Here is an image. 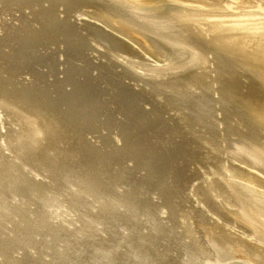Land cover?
Listing matches in <instances>:
<instances>
[{
    "label": "bare ground",
    "instance_id": "6f19581e",
    "mask_svg": "<svg viewBox=\"0 0 264 264\" xmlns=\"http://www.w3.org/2000/svg\"><path fill=\"white\" fill-rule=\"evenodd\" d=\"M0 264H264V7L0 0Z\"/></svg>",
    "mask_w": 264,
    "mask_h": 264
},
{
    "label": "rangeland",
    "instance_id": "374dc122",
    "mask_svg": "<svg viewBox=\"0 0 264 264\" xmlns=\"http://www.w3.org/2000/svg\"><path fill=\"white\" fill-rule=\"evenodd\" d=\"M256 1H258V2L260 3V5H262V7H264V0H256ZM168 9H169V8H168ZM171 9H172V8H170L169 10H171ZM165 10H167V7H166ZM74 15H75V16H74V19H75V21H76V23H77V26H78V27H81V25H82V24H81V23H82V16L80 15V13H74ZM111 19H112L113 21H112ZM111 19H110V22H111L112 24H111V23H110V24H111L112 26H114L115 30H116V29H119V30H120V29H122V30L124 29V28H123V27H124L123 24H121V23H120V24L117 23V22H120V20H119L118 18L114 17V18H111ZM115 20H116V22H115ZM116 23H117V24H116ZM116 25H118V26L115 27ZM119 27H122V28H119ZM114 28H111V27H110V29H111L112 31H113ZM116 31H117V30H116ZM113 32H114V31H113ZM124 38H125V37H121L122 41H125L126 44L128 43L129 45H131V43H129L130 41H129L128 39H126V38L124 39ZM181 40H182V39H181ZM128 41H129V42H128ZM135 48H136V47L133 46L132 50H133L134 52L137 51L136 54L133 53V51H131V50L129 49V50H130L129 52H132V53H133V54H132V53H130V54H132L133 56H137V57H140V58H141L142 55H141V54H140V55L137 54V53H138V49L136 48V49H137V50H136ZM134 49H135V50H134ZM126 50H127V49H126ZM156 50H157V49H156ZM127 51H128V50H127ZM158 51H159V50H158ZM168 51H169V50H168ZM177 53H178V52H177ZM177 53H175V54H177ZM182 53H183V52H181V53L179 52V54H182ZM177 55H178V54H177ZM177 55H171L170 58H171V57H174V58H176V60H178ZM182 55H184V54H182ZM179 56H180V55H179ZM185 56H186V54H185ZM174 58H171V60H173ZM180 58H181V56H180ZM180 58H179V60H180ZM143 60H146V59L143 58ZM174 60H175V59H174ZM210 64H211V63H210ZM210 64H208V65H210ZM208 67H209V69H207V72H209L208 70H213V69H212V68H213V65H212V64H211L210 66H208ZM210 67H212V68H210ZM160 69H161V68H159V70H160ZM207 72H206V74H207ZM151 73H153V71H151ZM208 75H210V77H213V76H214L213 73L208 74ZM249 93H250V92H249ZM250 94H251V93H250ZM182 139H183V138H182ZM240 177H245V176H244V175L241 176V173H240ZM194 180H195V179H194ZM194 180L192 179L191 182H189L188 185L190 186L191 184H193V183H194ZM250 180H251V179H250ZM250 180H248V181H250ZM251 181H252V180H251ZM251 181H250V182H251ZM250 182H249V183H250ZM252 183H254V182H251L250 184H252ZM255 183H256V182H255ZM252 188H253V186H252ZM251 195L254 196L255 194L252 193ZM257 196H258V195L256 194V198H258ZM258 200H259V199H258ZM260 200H261V199H260ZM262 200H263V199H262ZM21 201H23V198L21 199ZM80 210L83 211V212L85 211V209H82V208H81ZM72 214H73L72 216L74 217V216H75V211H74V213H72ZM165 216H166V214L162 215V217H165ZM98 227H99V226H98ZM70 228H71V227H70ZM99 231H102V230H99ZM101 233H102V232H101ZM103 233H105V232H103ZM228 234H229V232H228ZM104 235H105V234H104ZM104 235H103V236H104ZM230 235H232V234H230ZM232 237H233V235H232ZM171 251L173 252V250H171ZM173 253H175V252H173ZM213 258H214V257H213ZM215 258H216V257H215ZM230 260H231V259H230Z\"/></svg>",
    "mask_w": 264,
    "mask_h": 264
}]
</instances>
